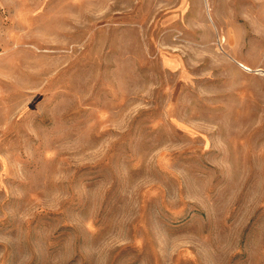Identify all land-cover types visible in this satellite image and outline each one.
<instances>
[{
  "label": "rangeland",
  "instance_id": "obj_1",
  "mask_svg": "<svg viewBox=\"0 0 264 264\" xmlns=\"http://www.w3.org/2000/svg\"><path fill=\"white\" fill-rule=\"evenodd\" d=\"M0 264H264V0H0Z\"/></svg>",
  "mask_w": 264,
  "mask_h": 264
}]
</instances>
